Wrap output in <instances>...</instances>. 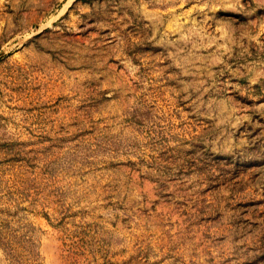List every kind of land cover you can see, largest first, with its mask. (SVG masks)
Returning <instances> with one entry per match:
<instances>
[{
  "label": "rangeland",
  "instance_id": "374dc122",
  "mask_svg": "<svg viewBox=\"0 0 264 264\" xmlns=\"http://www.w3.org/2000/svg\"><path fill=\"white\" fill-rule=\"evenodd\" d=\"M0 264H264V0H0Z\"/></svg>",
  "mask_w": 264,
  "mask_h": 264
}]
</instances>
